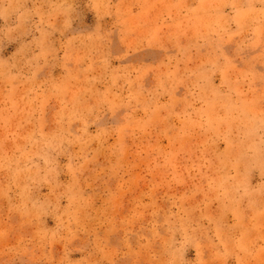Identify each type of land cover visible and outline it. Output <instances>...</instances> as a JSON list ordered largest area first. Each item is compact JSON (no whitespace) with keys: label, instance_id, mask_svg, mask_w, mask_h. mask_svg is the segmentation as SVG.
<instances>
[{"label":"rangeland","instance_id":"374dc122","mask_svg":"<svg viewBox=\"0 0 264 264\" xmlns=\"http://www.w3.org/2000/svg\"><path fill=\"white\" fill-rule=\"evenodd\" d=\"M0 264H264V0H0Z\"/></svg>","mask_w":264,"mask_h":264}]
</instances>
